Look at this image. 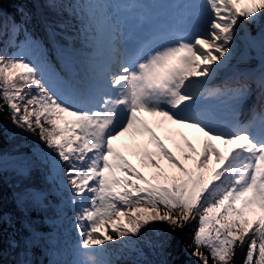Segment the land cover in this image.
<instances>
[{
	"label": "snow or ice",
	"instance_id": "6c2138e0",
	"mask_svg": "<svg viewBox=\"0 0 264 264\" xmlns=\"http://www.w3.org/2000/svg\"><path fill=\"white\" fill-rule=\"evenodd\" d=\"M28 2L19 22L0 12V35L16 45L24 33L19 51L0 48V111L19 130L0 137L43 143L0 149V187L11 170L28 233L16 264H45L29 258L36 248L47 264H118L109 242L127 249L125 264H179L173 235L192 221L185 251L199 264H264V0H180L164 23L136 2L43 0L56 18L41 21L42 38L28 30ZM185 129L201 134L199 150Z\"/></svg>",
	"mask_w": 264,
	"mask_h": 264
},
{
	"label": "trees",
	"instance_id": "16d2710c",
	"mask_svg": "<svg viewBox=\"0 0 264 264\" xmlns=\"http://www.w3.org/2000/svg\"><path fill=\"white\" fill-rule=\"evenodd\" d=\"M42 6L45 14L48 17V20L55 19V13L51 12L47 7H45L43 0H38ZM65 2H75V0H65ZM85 0H80V3H84ZM21 0H0V12H2L7 17H14L18 22L20 21V14L17 11V8ZM27 10L32 16L31 22L27 24L28 30L32 32L35 37H44L45 33L43 31V26L39 16V12L36 8V1L29 0L27 3ZM64 18L69 19V14L64 13ZM73 23H78L75 19L72 20ZM250 31L255 33V26H248ZM24 40V33L21 31L20 35L17 38L16 45H13L9 39L8 34L0 35V48H3L4 51L8 54L12 52L19 51V42ZM26 52L29 50L25 49ZM30 54V53H29ZM219 76L214 79L209 85V87L218 86L222 80H218ZM255 97L253 96L249 99L241 109L248 110L250 107L254 106ZM2 103V101H0ZM9 112L5 107L3 111H0V131L5 129H13L14 131H19L15 129V126L11 124L8 119ZM21 141L26 142L29 145L34 143H39L43 147V143L38 140V137H33L30 133L24 134L23 136H17L15 141H9L6 137H0V149L5 153L12 154L13 146L20 143ZM23 151H29L28 148L22 149ZM17 177L13 175L11 170L7 171L3 177V185L0 187V210L5 214L3 224H0V264H16L18 260L24 258L22 248H23V237L28 233L22 227L23 217L16 209L13 199H12V185L16 182ZM35 215V214H33ZM68 219L64 222L61 232L63 234V239H65L70 245H74L78 239L77 234L73 228L72 218L73 212L71 209L66 211ZM197 227V221H192L182 232H177L173 235L172 239V257L171 259L179 262V264H199L197 258L191 256V250L185 251V246L192 242V236ZM156 228L160 232H164L166 225L162 222L156 223ZM155 233L153 231H148L146 237L154 238ZM15 239L21 242V247L13 248L10 247V240ZM109 252L108 258L118 261V264H125L127 257H122L121 252H126L127 249L122 248L119 244H108ZM40 251L39 248L33 249L32 254L29 258L37 261V254ZM147 252V249H145ZM246 254V249L244 250ZM150 259L152 257H149ZM236 264H242L243 255H237ZM38 262V261H37ZM47 264V261H45Z\"/></svg>",
	"mask_w": 264,
	"mask_h": 264
},
{
	"label": "rangeland",
	"instance_id": "374dc122",
	"mask_svg": "<svg viewBox=\"0 0 264 264\" xmlns=\"http://www.w3.org/2000/svg\"><path fill=\"white\" fill-rule=\"evenodd\" d=\"M166 127L167 128H169V129H173V127H172V125L170 124V122L169 123H166ZM189 132H190V135H191V137H192V135L194 134L195 136H199L200 134H197V133H195L193 130H190V129H187ZM194 142H196L195 140H193ZM166 143H168L169 144V147H172V144L170 143V142H168V141H166ZM196 146H197V149L199 150V143L198 142H196ZM126 155H128V157L129 158H133V156H131V154H129V153H126ZM184 162V161H183ZM161 163H162V166L165 168V169H170V165H168V164H166V162H164V161H161ZM189 164L191 163V162H188ZM142 171H144V169L142 168L141 169ZM66 221V220H65ZM64 221V222H65ZM68 244V243H67ZM68 247L70 248L71 246L68 244ZM72 257L71 256H69V259H71ZM47 261V258L44 256V255H42L41 254V251H39L38 252V255H37V261Z\"/></svg>",
	"mask_w": 264,
	"mask_h": 264
},
{
	"label": "bare ground",
	"instance_id": "6f19581e",
	"mask_svg": "<svg viewBox=\"0 0 264 264\" xmlns=\"http://www.w3.org/2000/svg\"><path fill=\"white\" fill-rule=\"evenodd\" d=\"M193 137H196V136L193 134ZM194 140H195V138H194Z\"/></svg>",
	"mask_w": 264,
	"mask_h": 264
}]
</instances>
